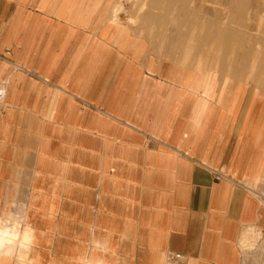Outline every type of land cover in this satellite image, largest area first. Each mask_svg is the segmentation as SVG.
Here are the masks:
<instances>
[{
	"label": "crops",
	"instance_id": "1",
	"mask_svg": "<svg viewBox=\"0 0 264 264\" xmlns=\"http://www.w3.org/2000/svg\"><path fill=\"white\" fill-rule=\"evenodd\" d=\"M118 2L0 0V182L107 264H264L263 89L152 56Z\"/></svg>",
	"mask_w": 264,
	"mask_h": 264
},
{
	"label": "rangeland",
	"instance_id": "2",
	"mask_svg": "<svg viewBox=\"0 0 264 264\" xmlns=\"http://www.w3.org/2000/svg\"><path fill=\"white\" fill-rule=\"evenodd\" d=\"M117 9L118 20L132 26L136 40L162 62L223 74L226 87L238 78L241 87L264 91V0H119ZM74 231L58 215L38 212L28 187L0 182V264H107L94 250L85 257L77 246L58 241L78 240ZM19 234L33 244L21 245Z\"/></svg>",
	"mask_w": 264,
	"mask_h": 264
},
{
	"label": "built area",
	"instance_id": "3",
	"mask_svg": "<svg viewBox=\"0 0 264 264\" xmlns=\"http://www.w3.org/2000/svg\"><path fill=\"white\" fill-rule=\"evenodd\" d=\"M5 89H6L5 88V83L2 82L0 84V99H3L4 98V96H5ZM214 177H215V179H220L222 177L221 172L215 171V176ZM179 257H180V255L178 253H176V252H170L167 255V261L170 264H174V263L177 262V260H178Z\"/></svg>",
	"mask_w": 264,
	"mask_h": 264
},
{
	"label": "bare ground",
	"instance_id": "4",
	"mask_svg": "<svg viewBox=\"0 0 264 264\" xmlns=\"http://www.w3.org/2000/svg\"><path fill=\"white\" fill-rule=\"evenodd\" d=\"M4 237L2 236V234L0 233V243L3 241ZM19 243L21 245H24L27 243V245H32L33 243L32 242H29V240L22 234H19ZM87 262H89L90 264H104L102 261H90V260H87Z\"/></svg>",
	"mask_w": 264,
	"mask_h": 264
}]
</instances>
